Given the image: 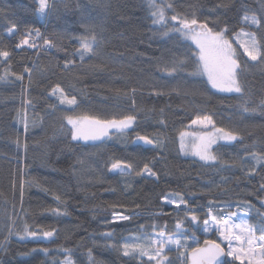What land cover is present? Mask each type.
Wrapping results in <instances>:
<instances>
[{
  "label": "trees",
  "instance_id": "16d2710c",
  "mask_svg": "<svg viewBox=\"0 0 264 264\" xmlns=\"http://www.w3.org/2000/svg\"><path fill=\"white\" fill-rule=\"evenodd\" d=\"M66 2L70 6L67 10L61 7L44 19L35 14L32 0H0V48L11 53L7 62L0 58V75H4L9 65L15 73H23L25 67L33 70L31 85L27 73L23 82L14 76L0 81V241L8 236L9 225H13L14 233H22L25 225L33 230H56L48 240L20 241L15 235L11 236L7 250L0 252V264H60L69 254L59 249L71 250L73 264H90L89 250L93 264H137L106 244L123 242L138 231L140 224L147 225L151 231L152 214L161 209L168 214L155 219L161 226L167 222L169 230H174L176 211L161 204L162 198L169 195L182 196L189 201L201 218L200 228L188 222V251L206 239L220 243L216 234L207 237L202 230L209 200L217 205L230 204L231 210L241 211L246 209L244 202L247 201L252 205L248 209L249 222L259 224L261 217L257 210L264 211L261 204L264 190L259 188L264 182V170L258 168L256 174L248 176L240 167L232 166V162L248 158L246 168L251 166L253 162L248 153L253 150L252 145L256 151L264 153V115L242 114L237 94L213 91L204 76H188L182 72L172 78L157 71L158 64L175 55L190 57L187 71H193L195 48L176 37L162 40L153 35L148 0H108L110 6L106 9L97 7L96 0ZM218 3L228 4V7L211 14L209 9ZM77 4L87 12L90 22L104 28L103 32L97 29L105 41L98 47V55L86 56L83 62L78 55H69L78 47L71 37L84 33ZM176 6L182 13L195 12L201 22L212 15L210 26L215 22L214 16L219 15L218 27L227 22L230 39L233 32L239 31L240 18L245 12L256 14L264 24V0H176ZM12 22L16 23L18 32L9 37L6 33ZM28 27L39 28L58 47L47 51L17 49L15 44ZM247 30L256 31L258 39L264 42V27ZM54 34L64 38L58 39ZM36 42L43 43L42 40ZM232 42L240 53L241 63L252 65L241 72L240 79L246 93H251L252 99L258 101L264 97V65L248 61L239 44ZM66 58L74 59L67 69L64 67ZM56 85L77 97L80 107L75 112L68 106H60L48 95ZM25 87L26 95L35 105L29 111V120L43 116V121L30 127L27 133L23 121L18 119V113L20 116L24 113L22 92ZM132 88L137 89L135 110L131 99L124 96L128 93L130 97ZM153 88L166 94L151 95ZM177 88L181 89L180 95L173 91ZM184 89L189 90L188 95L183 94ZM52 103L62 111L53 112L49 108ZM161 109L166 121L163 125L159 123ZM81 112L106 119L133 114L137 120L126 136L113 133L111 139L102 143L76 142L71 140L70 134L61 132V123H64V114ZM198 115H211L216 128L235 131L242 137L214 148L220 158L218 163L203 164L179 149L180 131H187L191 120ZM137 134L162 141V148L134 146ZM112 158L131 161L137 168L149 162L158 178H140L135 174L112 176L107 170ZM21 180L25 183L23 195ZM55 196L60 197L59 203ZM237 204L241 205L240 209ZM56 207L66 210V215L53 214L51 209ZM114 213L128 214L133 219L106 223ZM180 216L183 218V212ZM109 231L113 236L105 240L103 234ZM43 248L48 249V255L40 251ZM24 253L27 255H22ZM169 258L174 264H186L174 251L169 253Z\"/></svg>",
  "mask_w": 264,
  "mask_h": 264
},
{
  "label": "snow or ice",
  "instance_id": "6c2138e0",
  "mask_svg": "<svg viewBox=\"0 0 264 264\" xmlns=\"http://www.w3.org/2000/svg\"><path fill=\"white\" fill-rule=\"evenodd\" d=\"M35 7V14L41 18L46 19L54 12H58L61 7L67 10L70 6L66 0H32ZM97 7L108 8L110 5L108 0H96ZM228 4L218 3L214 8L209 9L211 14H215L217 9L227 8ZM149 15L152 21L151 31L153 35H158L162 40L179 38L183 41H191L195 45V50L192 55L196 57L195 69L187 71L190 57L187 55H175L171 60H164L158 64L157 71L162 72L167 77L175 78L180 73L186 72L188 76H204L207 79L208 85L211 89L221 93H235L240 99V110L242 114L259 113L264 115V97L258 101L252 99L251 93H246L245 87L241 82L240 74L246 68L251 67L247 62L241 63L239 51L233 46V40L239 44L240 49L243 50V56L248 58V61L256 64L264 65V42H261L257 37L256 31L247 29H260L264 27L261 20L257 18L256 14H245L240 18V29L238 32H233L232 38L228 37L229 25L224 23L223 27L219 25V15L214 16V24L209 25V20L213 16H206L205 20L201 22L196 13L191 15L182 13L176 6V0H148ZM77 10L80 11V25L84 29L82 35H73L71 38L76 40L78 47L75 53L69 54L71 56L78 55L81 62L85 60L86 56L98 55V47L105 41L98 35L97 29L103 32V25L92 23L89 20V15L80 5L77 4ZM18 27L15 22L8 28L6 35L13 37L17 34ZM58 39L64 37L60 34H54ZM37 40H42V45L37 44ZM17 49L32 48L37 51H47L51 48H57L56 42L48 36H45L39 28L28 27L27 30L21 34L18 43L15 44ZM11 53L0 48V58L7 62ZM74 63V59H65L64 67L69 68ZM9 68L5 70L4 75H0V81H6L9 76H14L16 80L23 82L25 79L24 73H27L29 85L33 81V70L29 67L23 69V73H15ZM27 87L24 88L22 95L24 113L18 119L23 121L25 133L29 131L30 127H35L38 122L43 121V116L38 119L29 120V111L35 108L33 101L28 98ZM177 95L181 94V89H173ZM136 88L131 89L132 95L129 97L128 93H124L126 98L131 99L132 108H136L135 93ZM151 95L162 96L166 93L163 90L153 88ZM184 95L189 94V90H183ZM206 94V93H204ZM48 95L54 97L60 106H68L76 111L80 107L78 99L75 95H69L60 86L56 85L51 88ZM119 96V91L117 92ZM49 108L53 112L62 111L57 104H49ZM164 110L161 109L160 124H165L163 118ZM64 123H61V132L70 134L71 140L76 142H103L105 139H111L113 133L120 136H126L129 129H132L136 123L137 117L133 114L123 115L119 118L106 119L99 115H92L88 112H81L79 114H64L62 117ZM209 126L215 128V133H200L196 131L199 129H206ZM188 131H180V151L184 155H192L197 157L205 164L211 162L218 163L220 158L215 154L213 145L218 141L223 140L226 143L239 141L242 139L239 133L227 130L224 128H216L213 123L211 115H198L191 120L188 126ZM112 130V131H110ZM186 137H192L191 141H187ZM142 142L143 145L151 146L153 148H162L163 142L147 135L137 134L135 141ZM18 147L20 146L17 140ZM26 147V146H25ZM252 151L248 153V157L253 162L251 166L249 159H238L232 162V166L240 167L245 174L252 176L257 173V169L264 170V153H259L255 150V145H252ZM109 173L121 176H135L140 178H158V174L154 171L151 163L145 162L142 168H137L131 162L120 158H112L107 166ZM31 186V185H29ZM25 183L20 182L21 195ZM261 190H264V182L259 185ZM54 199L60 202V197L55 196ZM162 205H171L176 209V220L174 230H169L167 222L161 226L155 217L159 215H166L163 209L153 213L151 221V231L145 224H140L137 232L130 234L124 238L123 242L109 243L106 247L114 248L122 257L137 261V264H174L173 260L169 258V253L175 251L185 261H190V264H230L231 261L239 262V264H264V211L257 210V215L261 217L259 224H251L248 220L241 218L239 223L233 222V218L238 215L236 211H232L230 204L217 205L213 200H209L205 218L202 220V230L205 233L212 231L214 228L220 237V241L225 246L211 239L205 240V247L194 248L188 252L190 245L187 235L188 227L195 225L197 228L201 227V218L194 209L190 207L189 201L182 196L178 199L173 196H165L161 200ZM246 209L243 211V216L249 214L248 209L252 205L247 201L244 202ZM264 205V199L261 200ZM237 209L241 208L240 204L236 205ZM51 212L57 216L66 215V210L59 207L51 209ZM183 212V218L180 216ZM136 215H139L137 213ZM133 217L128 214H113L110 221L106 223L115 224L124 221H131ZM14 224V222H13ZM13 225L8 226V236L0 241V252L7 250L9 238L13 235L20 241L26 239H40L48 240L55 234L53 230H33L31 226L25 225L21 232H13ZM105 240H110L113 232H105ZM36 251V249H33ZM40 251L48 255V249L43 248ZM68 253L60 264H73L70 257V249H59ZM22 255H27L24 253ZM88 257L90 264H93L92 252L89 250Z\"/></svg>",
  "mask_w": 264,
  "mask_h": 264
},
{
  "label": "rangeland",
  "instance_id": "374dc122",
  "mask_svg": "<svg viewBox=\"0 0 264 264\" xmlns=\"http://www.w3.org/2000/svg\"><path fill=\"white\" fill-rule=\"evenodd\" d=\"M190 44H192L193 46H194V48H195V45L191 42V41H188ZM235 42V41H234ZM213 91H215L214 89H212ZM215 92H217V91H215ZM218 93H221V92H218ZM221 94H235V93H221ZM189 130V129H188ZM187 130V131H188ZM110 131H112V130H110ZM196 131H198V132H200V133H204V132H208V133H215V128H213L212 126H209L208 128H206V129H199V128H197L196 129ZM187 141H191L192 140V137H186L185 138ZM80 142H83V141H80ZM97 142H99V141H97ZM97 142H93V141H88V142H84V143H97ZM235 142V141H234ZM231 143H233V142H231ZM231 143H226L225 141H223V140H220V141H218L216 144H214L213 145V149L215 148V147H217L218 145H220V144H231ZM178 144H179V149H180V138H179V141H178ZM190 157H192V158H195V159H197L198 161H200L197 157H195V156H192V155H189ZM201 163H203V164H205L203 161H200ZM208 164H212L211 162H209ZM174 198H177L178 199V197H174ZM168 207H171L173 210H175V211H177L176 209H174L171 205H167ZM236 212L238 213V215L235 217V218H233V222H235V223H239L240 222V219L241 218H243V219H246V220H248L249 221V215H247V216H243V211H241V210H236ZM205 233V232H204ZM212 234H216L217 236H218V238H219V240H220V237H219V235L216 233V231H215V229L213 228L212 229V231H210V232H208V233H205V235L207 236V237H210ZM220 243L221 244H223V242H221L220 241ZM175 252V251H174Z\"/></svg>",
  "mask_w": 264,
  "mask_h": 264
},
{
  "label": "water",
  "instance_id": "95a60500",
  "mask_svg": "<svg viewBox=\"0 0 264 264\" xmlns=\"http://www.w3.org/2000/svg\"><path fill=\"white\" fill-rule=\"evenodd\" d=\"M135 141V140H134ZM133 145L134 146H138V147H142V148H146V149H150V148H152L151 146H146V145H143V143L142 142H136V143H133ZM110 175H112V176H117V174H113V173H109ZM203 247H205V241L201 244V245H199V246H197V247H195V248H203ZM223 247V246H222ZM194 249V248H193ZM192 251V249L191 250H189L188 252H191ZM186 264H190V261H186Z\"/></svg>",
  "mask_w": 264,
  "mask_h": 264
}]
</instances>
